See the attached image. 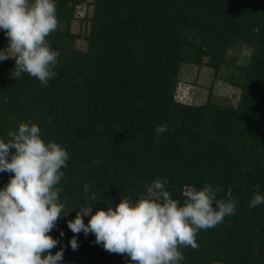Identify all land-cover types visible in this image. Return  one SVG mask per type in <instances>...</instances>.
<instances>
[{"label":"trees","instance_id":"obj_1","mask_svg":"<svg viewBox=\"0 0 264 264\" xmlns=\"http://www.w3.org/2000/svg\"><path fill=\"white\" fill-rule=\"evenodd\" d=\"M81 3L55 0L67 29L47 38L60 53L47 86L26 73L13 79L15 60L0 61V138L34 123L42 139L69 154L57 185L65 215L49 233L58 241L52 254L64 249L61 264H132L93 233L74 234L68 221L80 207L94 214L124 198L136 202L159 178L181 206L185 186L208 184L237 205L198 232L197 249H180L181 264H264V204L249 207L256 194L264 196V0H95L85 50L69 31ZM7 44L1 29L0 50ZM237 44L253 46L254 54L243 67L236 108L176 102L183 62L207 56L217 71ZM160 125L168 130L157 142ZM11 176L0 172V190Z\"/></svg>","mask_w":264,"mask_h":264},{"label":"clouds","instance_id":"obj_2","mask_svg":"<svg viewBox=\"0 0 264 264\" xmlns=\"http://www.w3.org/2000/svg\"><path fill=\"white\" fill-rule=\"evenodd\" d=\"M58 26L55 0H0V29L8 38L7 47L0 50V61L15 60L13 79L26 73L47 86L56 76L60 53L47 38ZM167 130V125L155 128L157 142ZM40 133L38 125L21 123L7 133V140L0 138V172L12 174L0 190V264H61L64 257L63 248L52 254L58 241L49 233L65 215L62 189L57 185L69 154L59 143L46 142ZM167 184V179L157 178L136 202L124 198L114 208L94 214L93 208L80 207L68 228L76 235L93 233L106 251L126 254L132 264H181L180 249H197L198 232L235 214L237 205L218 199L222 189L208 184L201 190L185 186L181 206L165 190ZM83 190L88 193L89 185ZM90 199L97 197L93 193ZM260 204L264 196L256 194L249 207ZM85 216H90L87 224ZM70 243L73 250L78 248L75 235Z\"/></svg>","mask_w":264,"mask_h":264},{"label":"rangeland","instance_id":"obj_3","mask_svg":"<svg viewBox=\"0 0 264 264\" xmlns=\"http://www.w3.org/2000/svg\"><path fill=\"white\" fill-rule=\"evenodd\" d=\"M76 8L75 19L69 31L76 38V48H87V37L91 31L90 18L94 12L95 0H81ZM66 25L59 21L56 31H65ZM1 30V29H0ZM55 31V32H56ZM53 32L52 34H54ZM254 54V47L237 44L226 51L227 62L219 70L209 66V58L202 56L201 64L183 62L178 74L175 100L188 106H204L211 103L216 106L236 108L241 100L242 88L238 85L243 67H246ZM90 216L84 217L87 223Z\"/></svg>","mask_w":264,"mask_h":264}]
</instances>
